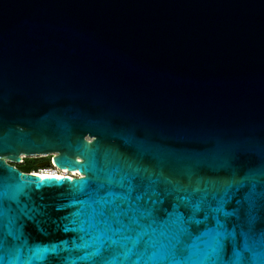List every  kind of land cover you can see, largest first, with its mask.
<instances>
[{
  "label": "water",
  "instance_id": "obj_1",
  "mask_svg": "<svg viewBox=\"0 0 264 264\" xmlns=\"http://www.w3.org/2000/svg\"><path fill=\"white\" fill-rule=\"evenodd\" d=\"M0 264H264V0H0Z\"/></svg>",
  "mask_w": 264,
  "mask_h": 264
},
{
  "label": "built area",
  "instance_id": "obj_2",
  "mask_svg": "<svg viewBox=\"0 0 264 264\" xmlns=\"http://www.w3.org/2000/svg\"><path fill=\"white\" fill-rule=\"evenodd\" d=\"M32 173L40 174V175L49 173L50 175L51 174L56 175V176L68 175V176H71V177L73 175H78L77 173H75V171H69V170H67L65 168H58L55 164L52 163L51 158H50V164L44 165V166H39Z\"/></svg>",
  "mask_w": 264,
  "mask_h": 264
},
{
  "label": "flooded vegetation",
  "instance_id": "obj_3",
  "mask_svg": "<svg viewBox=\"0 0 264 264\" xmlns=\"http://www.w3.org/2000/svg\"><path fill=\"white\" fill-rule=\"evenodd\" d=\"M37 157L40 158V159L37 160V161H34L33 159H31L30 161H28L27 158H31V157H22L21 161L18 162V163H16V164H14V166L17 167L18 169H20L22 172L30 173V172L35 171L37 168H36L35 170L33 169V170H31V171H27V170L24 169V168H26L27 166H30V165H35L36 167H39V166H37V164H38L39 162L44 161V160H47V159L50 160L51 155H47V156H37ZM37 157H36V158H37ZM75 173L78 174V172H76V171H75ZM73 176H76V175H73Z\"/></svg>",
  "mask_w": 264,
  "mask_h": 264
},
{
  "label": "trees",
  "instance_id": "obj_4",
  "mask_svg": "<svg viewBox=\"0 0 264 264\" xmlns=\"http://www.w3.org/2000/svg\"><path fill=\"white\" fill-rule=\"evenodd\" d=\"M31 159H33L34 161H37V160H39L40 158L39 157H31V158H27V160L28 161H30ZM37 167L35 166V165H30V166H27L26 168H24V169H26L27 171H31V170H35Z\"/></svg>",
  "mask_w": 264,
  "mask_h": 264
},
{
  "label": "bare ground",
  "instance_id": "obj_5",
  "mask_svg": "<svg viewBox=\"0 0 264 264\" xmlns=\"http://www.w3.org/2000/svg\"><path fill=\"white\" fill-rule=\"evenodd\" d=\"M23 157V156H22ZM45 175H50L49 173H46V174H43L42 176H45Z\"/></svg>",
  "mask_w": 264,
  "mask_h": 264
}]
</instances>
